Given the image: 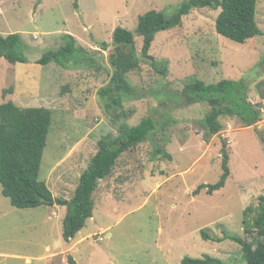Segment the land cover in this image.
Masks as SVG:
<instances>
[{
    "label": "rangeland",
    "instance_id": "obj_1",
    "mask_svg": "<svg viewBox=\"0 0 264 264\" xmlns=\"http://www.w3.org/2000/svg\"><path fill=\"white\" fill-rule=\"evenodd\" d=\"M73 1L0 0V35L19 34L27 59L10 64L0 58V104L52 110L39 180L54 198L65 200L73 196L98 140L116 134L117 123L98 95L113 72L108 58L114 29L133 32L139 16L151 10L172 14L187 0H78L77 9ZM218 13L192 10L176 28L157 33L147 54L153 60L141 56L142 38L135 36L141 63L127 78L141 99L125 102L124 110L134 112L127 123L137 125L146 117L161 123L164 115L171 123L157 122L153 143L121 155L93 194L92 217L69 243L62 239L65 208L61 219L48 205L16 209L0 186V264H66L67 256L76 264H182L184 256L205 254L223 264H245L239 244L213 240L225 234L248 243L258 239L252 227L244 232L243 211L256 208L264 196V141L256 133L264 136V0L256 5L261 35L243 44L215 32ZM65 34L75 40L74 59L64 68L35 64L63 45ZM161 61L168 63L164 76L158 73ZM196 79L250 81L248 100L258 104L261 120L244 128L222 118L223 130L205 141L201 121L207 106L153 96L164 91L181 96L184 85ZM223 141L230 171L225 186L195 195L198 186L218 181ZM157 148L170 159L156 154ZM202 231L209 240L201 239Z\"/></svg>",
    "mask_w": 264,
    "mask_h": 264
},
{
    "label": "trees",
    "instance_id": "obj_2",
    "mask_svg": "<svg viewBox=\"0 0 264 264\" xmlns=\"http://www.w3.org/2000/svg\"><path fill=\"white\" fill-rule=\"evenodd\" d=\"M78 0L73 1V8L77 9ZM257 0H187L172 14L164 11H148L137 19L135 31L117 27L112 34L113 51L109 55V65L113 68L107 85L98 91L99 97L105 102L104 108L113 115L117 123L116 134H108L97 142V151L90 159L88 167L79 177L78 185L69 200L54 198L44 181L39 180V170L46 146L47 136L53 122L52 110L45 107L24 108L13 101L0 104V186L1 194L9 200L16 209H32L43 205H57L66 208L62 221V239L69 243L80 232L88 219L92 217L94 209L93 194L99 183L109 177L121 155L138 144L150 141L157 132V119L146 117L137 125H129L127 120L132 117V110H124L128 101L141 99L139 93L130 83L127 75L139 69L140 59L135 49V36L142 38L141 56L148 58V52L157 33L176 28L181 24L182 17L192 10L211 9L219 10L215 19V32L234 43L243 44L246 41L261 35L256 24ZM63 45L49 51L38 58L35 64L47 66L54 63L62 68L67 60L74 59L76 54L75 40L65 34ZM100 48L107 50V44L101 43ZM0 58L10 64L27 63L24 48L19 34L0 35ZM167 62L161 61L158 71L165 75ZM248 80L222 79L213 84H205L201 80L186 83L181 96L174 92H157L160 99L178 100L183 98L185 106L200 104L207 106L201 125L204 131V140L219 134L224 125L222 118L235 119L244 128L251 127L261 120V111L258 104L248 100L250 85ZM159 98V97H158ZM171 108L172 103L166 102ZM169 108V109H170ZM166 114V113H165ZM164 115L161 124L168 125L170 120ZM165 119V121H164ZM120 122V123H119ZM164 131L163 126H161ZM264 141V136L256 132ZM165 142H168L164 140ZM156 154L170 159V155L157 148ZM222 173L217 182L202 184L196 188L197 195L205 189L207 194L218 191L225 186L229 177V153L226 142H222L220 149ZM253 213L252 220L247 215ZM244 232L255 230L258 238L254 243L242 241L240 238L225 234L216 242L230 240L241 246L242 260L245 264H264V196L258 199L256 208L247 207L243 211ZM252 227V228H251ZM203 241L209 240L205 232H201ZM182 264H223L220 259L208 254L201 258L184 256ZM66 264H76L72 256H67Z\"/></svg>",
    "mask_w": 264,
    "mask_h": 264
},
{
    "label": "crops",
    "instance_id": "obj_3",
    "mask_svg": "<svg viewBox=\"0 0 264 264\" xmlns=\"http://www.w3.org/2000/svg\"><path fill=\"white\" fill-rule=\"evenodd\" d=\"M62 192V191H61ZM52 194H53V196L55 197L56 196V194L55 193H53L52 192ZM57 194H59V193H57ZM44 206V205H43ZM40 207V206H39ZM51 209H53L52 210V213L53 214H55V216L57 217V218H60L61 219V213L63 212V208H65V207H60V206H57V205H52V206H49ZM55 207H57L58 208V211L60 212H56L55 211ZM65 213H66V208H65ZM60 215V216H59ZM65 216V215H64Z\"/></svg>",
    "mask_w": 264,
    "mask_h": 264
},
{
    "label": "built area",
    "instance_id": "obj_4",
    "mask_svg": "<svg viewBox=\"0 0 264 264\" xmlns=\"http://www.w3.org/2000/svg\"><path fill=\"white\" fill-rule=\"evenodd\" d=\"M102 240H103V238H102V237H100V238H99V241H102Z\"/></svg>",
    "mask_w": 264,
    "mask_h": 264
}]
</instances>
